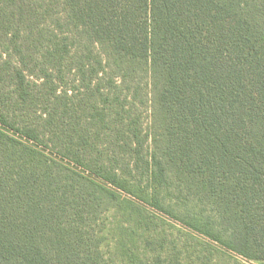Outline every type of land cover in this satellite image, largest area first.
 Masks as SVG:
<instances>
[{"label":"trees","instance_id":"1","mask_svg":"<svg viewBox=\"0 0 264 264\" xmlns=\"http://www.w3.org/2000/svg\"><path fill=\"white\" fill-rule=\"evenodd\" d=\"M186 247L264 264V0H0V264Z\"/></svg>","mask_w":264,"mask_h":264},{"label":"rangeland","instance_id":"2","mask_svg":"<svg viewBox=\"0 0 264 264\" xmlns=\"http://www.w3.org/2000/svg\"><path fill=\"white\" fill-rule=\"evenodd\" d=\"M147 114H146V112L145 113H143V115H142V119H141V122L143 123V129L146 127V122H148L147 121V116H146ZM85 144V143H84ZM87 144H88V142L84 145V147H83V150L82 151H85L88 147H87ZM146 145V144H145ZM104 146H105V144L104 145H101V149L102 148H104ZM144 149H145V146H144ZM120 158V157H119ZM119 158H116V162H115V165H116V167L117 168H119V167H121L123 164V161L121 160V159H119ZM110 161V160H109ZM109 161H108V163H109ZM150 209V208H149ZM152 212H156V211H154L153 209H150ZM162 216V215H161ZM99 219L101 220V221H103L104 222V224L106 225L107 224V226L109 227V226H111V224H112V217L111 216H107V214L105 213V214H103V215H100V217H99ZM169 220V222H171L174 226H176V227H178V228H180V229H183V231L184 230H187V231H189L186 227H184L183 225H181V224H179V223H177V222H175V221H173V220H171V219H168ZM175 227V228H176ZM169 232V234H170V236L172 237V236H174L175 238L177 237V235L179 234V232L178 231H176L174 228L172 229V228H170L169 230H168ZM108 242V240H105V243H107ZM111 243H113V241H111ZM106 245V244H105ZM113 245V244H112ZM112 245H111V248L110 249H113V247H112ZM188 247H190V245L188 246ZM188 247H186V249H185V252H184V259H183V263L184 264H187V263H190V264H192V258H190V257H188V256H194V251L192 252V250H187L188 249ZM106 252V255H109V252L108 251H110V250H108V249H106L105 250ZM114 251V254L112 255L114 258H116L115 257V250H113ZM192 252V253H191ZM191 253V254H190ZM190 254V255H189ZM237 258H239V259H241V260H243V261H245L244 259H242L241 257H237ZM245 262H247L248 264H254V263H250V262H248V261H245Z\"/></svg>","mask_w":264,"mask_h":264}]
</instances>
